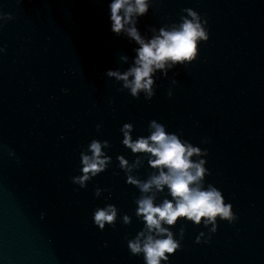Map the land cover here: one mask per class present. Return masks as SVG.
Here are the masks:
<instances>
[{"label":"water","instance_id":"1","mask_svg":"<svg viewBox=\"0 0 264 264\" xmlns=\"http://www.w3.org/2000/svg\"><path fill=\"white\" fill-rule=\"evenodd\" d=\"M107 3L0 0V11L14 17L0 22V264H144L124 240L143 228L134 215L131 225L101 231L92 213L112 203L133 214L140 193L125 183L116 157H135L120 128L133 123L135 138L152 119L208 149L207 182L239 215L235 224L219 221L210 243H195L207 229L187 222L171 264H264V0H156L142 31L191 7L206 14L210 38L179 75L157 80L150 101L118 92L104 76L121 54H133L111 32ZM93 138L110 141L113 164L80 189L71 177ZM203 138L211 142L201 145ZM96 186L111 198L95 197Z\"/></svg>","mask_w":264,"mask_h":264},{"label":"clouds","instance_id":"2","mask_svg":"<svg viewBox=\"0 0 264 264\" xmlns=\"http://www.w3.org/2000/svg\"><path fill=\"white\" fill-rule=\"evenodd\" d=\"M156 0H108L107 14L111 32L126 39L133 45L132 55L121 54L119 66L107 69L104 76L120 85L118 92H125L146 101L156 95L157 80L167 79L171 71L173 77L179 75V67H187L199 58V45L210 38L208 19L191 7L180 10L178 20L165 23L159 28L155 25L140 28V21L147 16ZM14 17L11 13L0 11V22L7 23ZM0 23V27H3ZM5 48H0V53ZM127 65V67H124ZM172 85L178 83L172 79ZM63 91H67L64 89ZM167 96H173L169 87ZM101 125H96L99 132ZM134 124L124 123L121 144L134 154L129 160L125 155H117L118 167L125 176V183L134 186L139 196L134 198L136 208L132 215L124 213L112 203L96 207L92 213L95 226L103 231L107 226L115 229L117 222L124 226L132 224L133 215L143 224L134 237L126 233L124 240L131 255L141 257L144 264H171L170 257L183 250V240L187 222L207 229L200 231L195 243H210L217 233L219 221L235 224L239 215L233 204L217 186L207 182L212 173L206 166L209 155L207 148L194 145L184 137L182 129L169 131L168 126L156 119L148 122L146 134L136 135ZM209 138H203L201 145L209 144ZM112 144L108 140L93 138L79 151L78 172L71 182L80 189H86L93 178L108 170L113 157L108 154ZM146 169V177L140 170ZM113 172V175H119ZM107 188L95 187V197L99 198ZM43 218V213H42ZM176 231L173 228L178 224Z\"/></svg>","mask_w":264,"mask_h":264}]
</instances>
